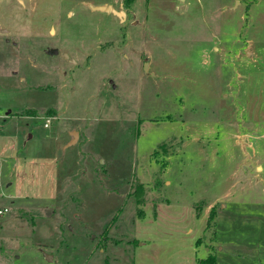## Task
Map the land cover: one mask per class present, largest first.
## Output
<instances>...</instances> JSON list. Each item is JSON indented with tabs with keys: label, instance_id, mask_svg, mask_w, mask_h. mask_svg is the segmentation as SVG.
Listing matches in <instances>:
<instances>
[{
	"label": "rangeland",
	"instance_id": "374dc122",
	"mask_svg": "<svg viewBox=\"0 0 264 264\" xmlns=\"http://www.w3.org/2000/svg\"><path fill=\"white\" fill-rule=\"evenodd\" d=\"M5 208L0 264H264V0H0Z\"/></svg>",
	"mask_w": 264,
	"mask_h": 264
},
{
	"label": "water",
	"instance_id": "95a60500",
	"mask_svg": "<svg viewBox=\"0 0 264 264\" xmlns=\"http://www.w3.org/2000/svg\"><path fill=\"white\" fill-rule=\"evenodd\" d=\"M90 8L93 10H96V11H103V12L112 13V14L116 15L117 17H119L120 20H124L126 17L125 12L117 11L114 8H112L111 5H108V4L107 5L106 4L105 5H90ZM47 53L50 55H56V54H59V50L52 48V49H48ZM63 55L66 56L65 54H63ZM70 133H71L72 137L67 144L75 142L77 137H78L77 131L73 130V131H70Z\"/></svg>",
	"mask_w": 264,
	"mask_h": 264
},
{
	"label": "trees",
	"instance_id": "16d2710c",
	"mask_svg": "<svg viewBox=\"0 0 264 264\" xmlns=\"http://www.w3.org/2000/svg\"><path fill=\"white\" fill-rule=\"evenodd\" d=\"M133 0H123L125 5H129ZM206 259L210 261L211 264H215V256L209 255Z\"/></svg>",
	"mask_w": 264,
	"mask_h": 264
},
{
	"label": "built area",
	"instance_id": "2783aa9c",
	"mask_svg": "<svg viewBox=\"0 0 264 264\" xmlns=\"http://www.w3.org/2000/svg\"><path fill=\"white\" fill-rule=\"evenodd\" d=\"M7 210H8L7 208H5V209H3V210L0 209V216L3 215L4 213H6Z\"/></svg>",
	"mask_w": 264,
	"mask_h": 264
}]
</instances>
